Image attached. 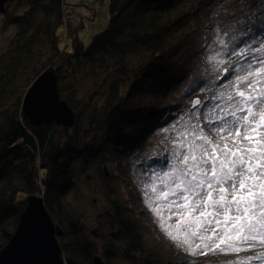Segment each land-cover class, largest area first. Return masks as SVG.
<instances>
[{
    "label": "trees",
    "instance_id": "1",
    "mask_svg": "<svg viewBox=\"0 0 264 264\" xmlns=\"http://www.w3.org/2000/svg\"><path fill=\"white\" fill-rule=\"evenodd\" d=\"M9 1L23 6V11H6ZM210 1L108 0L110 20L103 31L85 45L72 19L65 24L69 42L60 45L56 29L69 14L64 0H0L5 22L16 28L0 54V249L16 228L25 197L38 194L56 223L66 264H92L96 255L106 264H175L174 250L146 243L149 226L133 209L117 172L141 184L147 167L158 165L163 157L170 161L174 138L162 128L190 110L197 94L214 86L203 57L208 36L221 18ZM231 4L234 12L246 17L236 25L246 32L231 44L248 35H264L259 0ZM48 68L56 71L59 94L75 111L72 127L33 126L21 112L27 88ZM77 68L110 78L103 104L92 106L84 127L79 126L74 91L61 85ZM28 70L33 75L17 93L18 80ZM83 153L113 166L109 174L103 173L109 207L101 214L95 239L83 235V213L59 202L69 182L70 161Z\"/></svg>",
    "mask_w": 264,
    "mask_h": 264
},
{
    "label": "snow or ice",
    "instance_id": "2",
    "mask_svg": "<svg viewBox=\"0 0 264 264\" xmlns=\"http://www.w3.org/2000/svg\"><path fill=\"white\" fill-rule=\"evenodd\" d=\"M259 5L264 15V0ZM216 43L208 60L227 80L214 97L220 103L204 114L205 126L195 113V123L173 125L170 161L162 171L149 166L140 183L160 227L186 253L237 254L226 264H264V41L248 35ZM164 211L177 218L171 229Z\"/></svg>",
    "mask_w": 264,
    "mask_h": 264
},
{
    "label": "rangeland",
    "instance_id": "3",
    "mask_svg": "<svg viewBox=\"0 0 264 264\" xmlns=\"http://www.w3.org/2000/svg\"><path fill=\"white\" fill-rule=\"evenodd\" d=\"M196 1V0H194ZM199 1V0H198ZM231 1L233 0H211L215 6V16L221 18V24L208 36V44L205 47L207 51L206 57H203L207 66L208 74L213 77V81L216 80L214 86L208 89H204L199 98L202 99L201 104L195 109L185 111L182 114H178L173 119L169 126L163 127L162 130L168 129V133L171 137H176V132L172 130L173 125L177 128L188 121L195 123V119L192 118V114L200 117L202 126L206 125L203 116L210 110L213 104L220 103V101L214 99L218 96L222 90H225L227 80L224 78V73L214 70L213 65L209 62L208 56L211 54V50L214 47H219L216 43L217 37H223L229 45L238 36L242 35L244 28L237 29L236 25L246 22V17H243V13H236L233 11ZM6 11L9 13L20 14L24 7L14 4L13 1L7 2ZM65 12H69L68 15L72 16L73 24L72 28H77V34L85 45H87L92 36L98 32L103 31L110 20V3L108 0H64ZM201 15V14H200ZM199 15V16H200ZM203 16V15H202ZM6 17L0 12V54L4 52L10 42L13 40L16 28L10 23H6ZM246 29V28H245ZM236 30L238 32H236ZM236 32V33H235ZM56 34L60 45H64L69 42V38L66 39L65 26L60 25L56 29ZM256 41H264V35L256 36ZM247 45H245L246 47ZM135 61L137 59L132 56ZM237 58L235 56L225 57L226 63L223 67H228L232 61ZM38 67L42 65V58L37 60ZM231 73V69L229 70ZM33 71L28 70L21 75L18 83L20 84L17 93L22 92L26 88L28 78L32 77ZM232 79L235 77L232 76ZM110 78L102 72H92L87 69L77 68L74 73H68L62 81V89L72 90L75 93L77 101V109L81 112L79 126L84 127L87 116L93 105L100 107L103 104L106 88ZM19 94H16L18 98ZM207 104L208 108L204 105ZM71 130V129H70ZM207 131V128H205ZM171 131V132H170ZM71 133L73 130L70 131ZM174 140V139H173ZM172 148V147H171ZM156 153L157 151L152 150ZM168 151H166L165 157H167ZM89 155V154H87ZM168 158L171 159V151H169ZM165 160L158 161V165L154 164L153 168L158 171L161 169V163ZM164 166V162L163 165ZM111 163H101L94 156H86L85 153L79 154L71 159L68 171V181L65 184V190H62L60 194L59 202L62 203L68 209H77L82 212L85 218V234L88 238L95 239L98 237L97 232L99 229L98 222L101 221V214L109 207V199L106 195L108 185L103 179V173H110L112 171ZM148 168V167H147ZM146 168V169H147ZM118 179L122 181L123 188L128 194V198L132 201L133 209L141 216V218L149 226L148 232L145 233L144 238L148 246H160L170 248L177 254L174 261L175 264H226L230 259L235 258L237 254H220L210 253L208 255H192L183 251L180 247L176 246L173 240L165 233L164 228L160 227L159 217L155 213L151 212L145 202L142 186L136 181L125 178L121 173L117 172ZM66 180V179H65ZM120 181V182H121ZM162 215L165 218V227L171 229L175 225L177 218L170 216L167 211H164ZM251 250L242 252L239 255H250ZM173 263V262H172Z\"/></svg>",
    "mask_w": 264,
    "mask_h": 264
},
{
    "label": "water",
    "instance_id": "4",
    "mask_svg": "<svg viewBox=\"0 0 264 264\" xmlns=\"http://www.w3.org/2000/svg\"><path fill=\"white\" fill-rule=\"evenodd\" d=\"M202 101L195 97L192 100ZM198 106V105H197ZM21 112L33 126L51 124L72 127L76 114L58 91L54 69L41 71L27 88ZM8 243L0 249V264H66L57 240V226L45 207L43 197L30 194ZM92 264H106L96 255Z\"/></svg>",
    "mask_w": 264,
    "mask_h": 264
},
{
    "label": "built area",
    "instance_id": "5",
    "mask_svg": "<svg viewBox=\"0 0 264 264\" xmlns=\"http://www.w3.org/2000/svg\"><path fill=\"white\" fill-rule=\"evenodd\" d=\"M86 2H91V0H86ZM72 21V16H70V15H66L65 17H64V26H65V24L67 23V22H71Z\"/></svg>",
    "mask_w": 264,
    "mask_h": 264
}]
</instances>
